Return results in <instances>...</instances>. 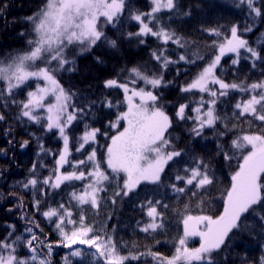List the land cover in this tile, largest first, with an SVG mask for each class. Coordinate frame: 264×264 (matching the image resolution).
I'll list each match as a JSON object with an SVG mask.
<instances>
[{
	"label": "snow or ice",
	"instance_id": "1",
	"mask_svg": "<svg viewBox=\"0 0 264 264\" xmlns=\"http://www.w3.org/2000/svg\"><path fill=\"white\" fill-rule=\"evenodd\" d=\"M150 3V10L142 11L135 7L133 0H44L43 6L34 15L26 17L33 33V38L27 41L29 50L16 56L0 58V81L4 82V88L0 89V101L3 107L17 105L20 109L18 120L27 118L35 124L46 121L42 124L43 130L58 135L63 141L59 152L52 153L38 140L37 156L54 155L55 167L41 180L34 163L29 170L30 177L21 184L23 189L32 192V209L54 224L60 239L54 245L46 236L42 240L37 235L36 230L43 233V229L35 219L29 217L23 197H19L17 207L21 209V219L32 226L24 229L28 234L26 237L23 233L17 234L14 224L6 226V234L0 236V264H52L53 247L61 245L70 250L63 258L64 264H72L71 257L80 258L81 262L90 258L88 264H125L126 261H138L145 256L151 257L155 264H221L218 257L227 248L230 234L246 232L264 239V128L237 136L230 145H226L220 138L231 129L226 122L228 117L218 111L219 105L228 103L230 92L247 93V99L238 100L232 105L233 117L240 119L250 116L264 123V79L246 83L245 77L239 82H226L223 76L227 70L221 64L222 58L231 53L234 54L231 60L234 73L239 72L241 60H245L252 69L260 68L264 76V40L250 43L244 38V33L253 32L257 21L264 23V5H258L257 0H238L235 6L239 8L246 5L248 18L242 27L233 24L227 35L220 27L202 29L217 39L203 46L209 54L207 62L190 82L180 88L182 93L201 94L196 107L191 108L195 115L187 114L188 103L179 104L175 112L177 121H193L189 130L193 137L206 139L205 130L213 131L217 137L216 155L224 162L233 159V150L243 153L246 147H251L250 151L241 155L242 162L231 174V186L223 197V211L215 218L211 215L184 214L183 234L175 238V253L171 257L153 251L148 245H145V251H136L138 246L135 242L128 253L122 255L120 242L106 231L105 223L102 220H89L90 210L99 216V210L108 200L114 205L117 198L139 195L137 189L141 182H148L155 185L156 189L151 198L146 196L139 204L138 207L148 220L145 223L137 221V226L141 232L155 239L156 235H163L167 228V190L177 195L197 197L208 191L217 179L211 163L193 155L194 149L178 148L173 143L169 133L173 118L160 103L161 95L154 91L172 83L164 78V71L170 65L181 62L196 65L198 61L206 59L205 53L199 50L201 46L197 45L195 50H191L194 42L163 23L157 14L167 10L176 17H191L200 5L185 6L182 0H150ZM126 12L127 20L138 25L134 32L123 30ZM101 18L104 25H110L114 30V38L105 32L100 24ZM261 35L264 36V33ZM149 36L160 40L162 45L171 42L184 51L173 59L166 48L159 47L151 51V59L156 62L157 70L149 68L147 63L135 65L130 69H122L129 73L128 82L121 83L117 79L104 81L105 88L122 89L127 103V110L120 112L116 120L109 123V127L116 128L121 121L126 122L123 131L111 136V143L107 145L104 163L111 172L102 167L95 148L84 159H71L73 122L88 116L96 101L83 97V105L77 106L72 102L75 93L66 91L56 78V73L65 70V65L69 64L65 50L69 45H76L83 54L106 46L109 50L119 52L125 41L132 43L135 40L144 45ZM93 58L96 64H104L102 56L95 55ZM38 61L44 66H37ZM53 62L55 67L52 66ZM67 70L75 71V68ZM179 74L180 69L177 68ZM30 80H42L44 86L37 83L35 91H28L27 98L18 101L15 90ZM138 81L150 86V89L135 87ZM130 84L133 86L130 87ZM205 93L208 99H205ZM49 95L54 97L55 102L45 105L44 101ZM137 98L139 103L135 102ZM103 106L112 108L114 104L106 99ZM40 109L46 115H40ZM5 119V114L0 112V121ZM220 123L224 124L223 129L218 128ZM236 127L235 124L231 125L232 129ZM98 134L99 128L85 124L82 135L75 138L78 144L76 152H82L86 150V145L95 143ZM27 145L28 141L25 140L20 147L23 149ZM186 157L190 158V162ZM65 166L71 171H62ZM173 168L175 174L169 175L166 169ZM120 173H124L123 183L117 182L112 195L105 199L101 193L107 192ZM73 181L85 183L82 189L70 192L67 206L64 203L56 207L49 204V200L54 201L59 194L57 190L61 189V185H71ZM187 209L188 205H185V213ZM107 219H111V216ZM194 236L200 237V246L189 248L188 238ZM155 243L161 244L162 241L156 240ZM124 246L128 247L127 244ZM22 249H26L27 254ZM243 264H248V261L245 260ZM252 264H264V255L253 259Z\"/></svg>",
	"mask_w": 264,
	"mask_h": 264
},
{
	"label": "trees",
	"instance_id": "2",
	"mask_svg": "<svg viewBox=\"0 0 264 264\" xmlns=\"http://www.w3.org/2000/svg\"><path fill=\"white\" fill-rule=\"evenodd\" d=\"M44 0H0V58L16 56L22 51H26L28 46L27 41L33 38L31 24L26 20V17L34 15L40 7L43 6ZM238 0H182L185 6L199 4L200 7L194 10L191 17H176L167 10H162L157 15L162 22L167 24L171 29L175 30L185 39L194 42L193 48L199 45L200 51L205 53V61H198L196 65L180 64L170 65L164 71L166 81H172L166 88L154 90L160 94L162 99L160 103L164 105L167 114L173 118V127L169 129L173 143L178 148L194 149L192 153L195 156L203 157L207 162L211 163L215 170L216 182L208 191L202 192L200 196L191 197L190 195H177L170 189L167 190L165 202L169 205L167 210L166 224L167 228L163 235H156L155 239L152 236L143 233L137 226V221L145 223L148 217L138 207L145 200V197L151 198L156 189L155 185L150 183H141L137 189L139 195H132L131 198H117L116 204H111L110 200L103 204L99 210V216L89 211V220H102L106 225V231L112 234L119 241V247L122 255H126L132 243L137 244L136 251H145V245L151 246L153 251H159L164 256L171 257L175 253V238L183 234L182 218L184 214L196 215H211L214 218L223 211V197L226 189L231 186V174L237 170L239 163L242 162L241 155L249 151V146L243 150V153L238 150H233L234 156L230 162H224L216 155L217 137L210 129L205 130L204 138L193 137L189 130L193 126L192 120L177 121L175 112L179 104L188 103L189 109L186 110L188 115H195L191 112V108L196 107V101L200 98V93H182L180 88L190 82L193 77L200 71L209 58V54L203 46L210 45L212 40L217 39L214 36H209L203 32V28L220 27L227 35L228 29L233 24H239L241 27L248 18V10L246 5L236 7ZM135 7L142 11L150 10L151 4L149 0H133ZM258 5H264V0H257ZM171 18V19H170ZM124 31H136L138 25L135 22L127 20V12L124 16ZM105 32L109 37L114 38V30L110 25H103ZM21 33H24L22 36ZM264 23L257 21V26L252 33H244V38L250 43L253 41L264 40ZM255 46V45H254ZM159 47H164L171 54L173 59L178 58L184 50L178 48L175 44L169 42L168 45H162V42L155 37L149 36L146 38L144 45L138 44L135 40L132 43L125 41L119 52L109 50L106 46L94 48L91 53L86 52L83 55L76 56L65 65V70H60L56 73V78L66 91L75 93L73 103L77 106L83 105V97L89 100H95L92 112L88 116H84L78 121L73 122L72 137L70 141L71 159L80 160L79 156L85 158L93 148L96 149L97 159L101 162L102 167L110 173L107 164L104 163L106 157L107 145L110 143V137L116 135L124 127V121H121L116 128L109 127L110 122L116 120L120 112L126 110V101L124 100L123 90L120 88H105L104 81L107 79H117L124 83L129 80V73L122 69H130L135 65L147 63L148 67L157 70L156 62L151 59V51ZM243 52V50H241ZM99 55L104 59V64L98 65L95 63L94 56ZM234 55H228L222 58L221 64L227 70L223 76L226 82H232L247 77L246 83H252L260 79H264L261 74V69H252L248 61L241 60L239 72L234 73L232 70L231 60ZM75 68V71L67 69ZM177 68L180 69V74L177 75ZM219 75V72H218ZM37 82L30 81L23 85L20 89H16V99L18 101L27 98L28 91H35ZM132 87L133 85H129ZM135 87H147L142 81H138ZM215 87V86H210ZM4 86L0 85V89ZM205 99H208L207 94H203ZM249 94L232 91L227 97L228 103L218 106V111L221 115L228 117L230 131L220 138L226 145L231 144V140L245 133H255L261 128H264V123L255 121L250 116H245L240 119L233 117V108L238 100L247 99ZM111 100L114 107L108 108L103 106L105 100ZM19 107L10 105L7 108L3 107V102L0 101V112L6 116L5 121H0V236L5 235V229L8 224H14L17 229V234L23 233L26 237L28 234L24 232L26 227L32 225L27 224L24 219H21V209L17 207L19 197H23V205L27 210L30 218L35 219L43 233L36 230V233L43 240L45 236L47 240L55 242L60 239L58 233L54 229V224H50L39 213L32 209L33 196L31 190H25L21 187L22 182L30 177V169L33 164L37 165V174L42 180L48 176L55 167V156L41 154L39 152V143H43L45 149H50L52 153H58L61 149V142L57 135L46 132L41 124H35L27 118L17 119L19 116ZM43 116L44 112L39 111ZM85 124L91 128H99L100 134L97 135L95 143L86 145L84 151L76 152V139L85 130ZM237 125L232 129L231 125ZM224 124H218L219 129H223ZM55 132V131H53ZM10 133V134H8ZM106 133V135L104 134ZM166 135H168L166 133ZM28 145L21 148L20 145L25 141ZM8 141H12L11 144ZM190 162V158L186 157ZM41 165H44L43 167ZM230 165V166H229ZM71 171L68 166H65L64 171ZM169 175L175 174V169L168 170ZM124 177L119 174L118 180L113 181L108 187L107 192L101 193L105 199L113 193L117 182L123 183ZM85 181H73L71 185H61L59 193L55 196L54 201L49 200V204L53 207L64 203L66 206L70 200V192L80 190ZM51 195V193H49ZM74 203V202H73ZM185 205H188L187 213H185ZM11 209V211H9ZM42 210H44L42 208ZM111 216V219H107ZM115 228V232H113ZM162 241L161 244H156L155 241ZM127 244L128 247L124 245ZM197 241H188L187 246H194ZM84 247V246H81ZM27 254L26 249L21 250ZM70 250L61 246H54L51 256L52 264H64L63 258ZM264 255V239L255 235L244 233L230 234L227 248L220 254L218 260L221 264H243L245 260L248 264H252L253 259H258ZM72 264H88L90 258H86L81 262L80 258L71 257ZM125 264H155L151 257L145 256L138 261H126Z\"/></svg>",
	"mask_w": 264,
	"mask_h": 264
},
{
	"label": "rangeland",
	"instance_id": "3",
	"mask_svg": "<svg viewBox=\"0 0 264 264\" xmlns=\"http://www.w3.org/2000/svg\"><path fill=\"white\" fill-rule=\"evenodd\" d=\"M150 1V0H149ZM151 4V3H150ZM151 8V7H150ZM100 24L103 26L104 25V23H103V18H101V20H100ZM25 46H28V45H26V44H24ZM29 50V46H28V48L26 49V51H28ZM25 52V51H24ZM22 53H23V51H22ZM22 53H20V54H22ZM84 53H86V52H84ZM83 53V54H84ZM83 54H81L80 53V50H79V47L78 46H76V45H69L68 46V48L65 50V56H66V58H67V60L68 61H70V60H72L73 58H75L76 56H80V55H83ZM228 55H234V54H231V53H229V54H227L226 56H228ZM37 66H39V67H43L44 65L41 63V62H37ZM53 67H55V62H53V65H52ZM30 81H35V82H37V83H39L41 86H44V81H42V80H40V81H37V80H30ZM30 81H28V82H30ZM0 85H3L4 86V82L3 81H0ZM211 86V85H210ZM215 87L216 88H218L219 86L218 85H215ZM55 102V99H54V97L53 96H51V95H49L46 99H45V101H44V103H45V105H47V104H50V103H54ZM135 102L136 103H139V100H138V98L135 100ZM126 110H127V103H126ZM125 110V111H126ZM39 111H43L44 112V114H43V116L44 115H46V113H45V111L43 110V109H40ZM69 111H71V109H69ZM124 127H126V122L124 121ZM123 127V128H124ZM53 131H55L56 132V130H53ZM121 131H123V129L121 130ZM80 135H82V134H80ZM79 135V136H80ZM78 136V137H79ZM57 137H58V135H57ZM58 139L60 140V142H61V148L63 147V141L58 137ZM110 143H111V140H110ZM109 143V144H110ZM77 146H78V144H77ZM251 150V147L249 146V151ZM79 159H84L83 157H81V156H79ZM110 172H111V170L110 169H108ZM62 171H64V169H62ZM123 177H124V173H120ZM141 183H144V182H141ZM146 183H148V182H146ZM200 228H201V230L203 229V226L201 225L200 226ZM194 240H196L197 241V244L196 245H192V246H188L189 248H197V247H199L200 246V237L199 236H194V237H189L188 238V241H194Z\"/></svg>",
	"mask_w": 264,
	"mask_h": 264
}]
</instances>
